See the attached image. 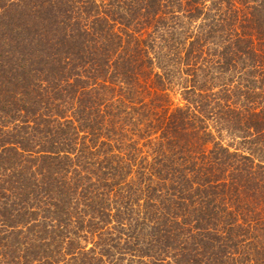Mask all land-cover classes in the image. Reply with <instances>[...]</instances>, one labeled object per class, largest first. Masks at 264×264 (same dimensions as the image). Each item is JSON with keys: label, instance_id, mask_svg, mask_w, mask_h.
<instances>
[{"label": "trees", "instance_id": "16d2710c", "mask_svg": "<svg viewBox=\"0 0 264 264\" xmlns=\"http://www.w3.org/2000/svg\"><path fill=\"white\" fill-rule=\"evenodd\" d=\"M0 264H264V0H0Z\"/></svg>", "mask_w": 264, "mask_h": 264}]
</instances>
